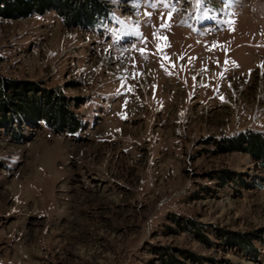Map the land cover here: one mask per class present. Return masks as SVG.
I'll list each match as a JSON object with an SVG mask.
<instances>
[{
  "label": "rangeland",
  "instance_id": "rangeland-1",
  "mask_svg": "<svg viewBox=\"0 0 264 264\" xmlns=\"http://www.w3.org/2000/svg\"><path fill=\"white\" fill-rule=\"evenodd\" d=\"M99 1L0 17V76L79 123L3 110L0 264H264V166L223 149L264 133V0Z\"/></svg>",
  "mask_w": 264,
  "mask_h": 264
},
{
  "label": "trees",
  "instance_id": "trees-1",
  "mask_svg": "<svg viewBox=\"0 0 264 264\" xmlns=\"http://www.w3.org/2000/svg\"><path fill=\"white\" fill-rule=\"evenodd\" d=\"M102 4L99 0H0V17L17 19L34 13L41 15L54 9L67 25H87L93 23L95 17L104 12ZM28 88L22 82L0 76L1 124L6 125L10 120L3 110L12 106V110L27 121L43 120L61 130L63 128L72 132L77 130L78 121L60 101L53 102L47 95V102H39L33 95L28 96ZM6 89H11L14 93L6 94ZM14 99L19 101L16 102ZM223 149L245 151L253 158L259 159L264 166V133L248 130L239 132L227 140Z\"/></svg>",
  "mask_w": 264,
  "mask_h": 264
},
{
  "label": "snow or ice",
  "instance_id": "snow-or-ice-1",
  "mask_svg": "<svg viewBox=\"0 0 264 264\" xmlns=\"http://www.w3.org/2000/svg\"><path fill=\"white\" fill-rule=\"evenodd\" d=\"M235 3H236V0H226L225 7L231 8L232 5ZM199 4H200V0H197V6H199ZM153 7H155V5H153ZM229 15L230 16L234 15V13H229ZM223 23L227 24L229 26V28L231 29L232 25L234 24V21L231 19H228V20L223 21ZM162 27H163V25H162ZM216 46H218V45H214V47H216ZM140 51H141V55L145 54V49H141ZM260 66L264 67V64H261ZM162 67H163V65H162ZM168 74H171V73H168ZM221 99H223V97H221Z\"/></svg>",
  "mask_w": 264,
  "mask_h": 264
}]
</instances>
